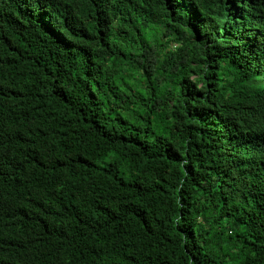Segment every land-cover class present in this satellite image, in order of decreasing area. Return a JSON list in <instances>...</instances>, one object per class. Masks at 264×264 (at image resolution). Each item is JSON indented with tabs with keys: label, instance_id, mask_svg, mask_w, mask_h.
Returning <instances> with one entry per match:
<instances>
[{
	"label": "trees",
	"instance_id": "16d2710c",
	"mask_svg": "<svg viewBox=\"0 0 264 264\" xmlns=\"http://www.w3.org/2000/svg\"><path fill=\"white\" fill-rule=\"evenodd\" d=\"M0 264H264V0H0Z\"/></svg>",
	"mask_w": 264,
	"mask_h": 264
},
{
	"label": "clouds",
	"instance_id": "9594fccd",
	"mask_svg": "<svg viewBox=\"0 0 264 264\" xmlns=\"http://www.w3.org/2000/svg\"><path fill=\"white\" fill-rule=\"evenodd\" d=\"M6 111H7V112H10V111H12V108H11V106H10V105L8 106V108L6 109Z\"/></svg>",
	"mask_w": 264,
	"mask_h": 264
}]
</instances>
